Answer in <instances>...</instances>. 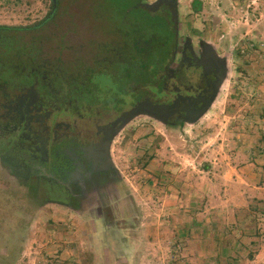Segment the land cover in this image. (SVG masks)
Returning a JSON list of instances; mask_svg holds the SVG:
<instances>
[{"label": "rangeland", "instance_id": "rangeland-1", "mask_svg": "<svg viewBox=\"0 0 264 264\" xmlns=\"http://www.w3.org/2000/svg\"><path fill=\"white\" fill-rule=\"evenodd\" d=\"M58 1L59 29L40 39L62 47L71 27L67 56L85 61L120 42L114 14L133 6ZM50 5L0 0V25L31 28ZM180 15L227 58L209 112L183 128L134 120L114 146L121 180L101 209L44 204L0 169V264H264V0H180Z\"/></svg>", "mask_w": 264, "mask_h": 264}, {"label": "flooded vegetation", "instance_id": "flooded-vegetation-1", "mask_svg": "<svg viewBox=\"0 0 264 264\" xmlns=\"http://www.w3.org/2000/svg\"><path fill=\"white\" fill-rule=\"evenodd\" d=\"M59 7L31 28L0 25V169L44 204L84 213L101 209L121 180L114 146L131 123L115 134L119 118L151 103L175 108L161 120L144 116L166 127L199 123L228 62L209 33L182 24L180 0L129 6L114 14L119 43L99 44L88 61L68 58L71 27L62 47L40 39L58 31Z\"/></svg>", "mask_w": 264, "mask_h": 264}, {"label": "water", "instance_id": "water-1", "mask_svg": "<svg viewBox=\"0 0 264 264\" xmlns=\"http://www.w3.org/2000/svg\"><path fill=\"white\" fill-rule=\"evenodd\" d=\"M53 5H58V0H52ZM161 2H156L152 4H146V8L152 10L154 7L159 5ZM174 107L173 106H154L151 103H140L136 105L134 108L129 110L128 112H125L119 120L114 124L116 127L119 126V128L115 131V134L120 132L121 129L128 126L130 123H132L134 120L141 116H149L151 118H154V120H161L160 118L169 117L174 113Z\"/></svg>", "mask_w": 264, "mask_h": 264}, {"label": "trees", "instance_id": "trees-1", "mask_svg": "<svg viewBox=\"0 0 264 264\" xmlns=\"http://www.w3.org/2000/svg\"><path fill=\"white\" fill-rule=\"evenodd\" d=\"M20 1H21V0H11V2H14V3H16V4H18ZM145 1H146V0H133V2H131L130 4L136 5V4H138V3H142V2H145ZM58 2H59V1H58ZM50 7H51V8L53 7V3H52V5H50ZM237 227H238V225L235 224V225H233V226L230 228L229 231L231 232V231L237 229ZM250 258H251V255H250Z\"/></svg>", "mask_w": 264, "mask_h": 264}]
</instances>
